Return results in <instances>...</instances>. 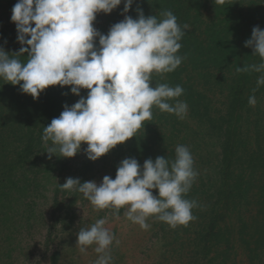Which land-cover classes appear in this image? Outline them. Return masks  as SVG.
I'll list each match as a JSON object with an SVG mask.
<instances>
[{"label":"clouds","instance_id":"obj_1","mask_svg":"<svg viewBox=\"0 0 264 264\" xmlns=\"http://www.w3.org/2000/svg\"><path fill=\"white\" fill-rule=\"evenodd\" d=\"M134 2L17 0L13 6L11 22L21 47L11 54L0 47V79L20 85L33 99L56 85L71 86V93L80 97L71 106L65 104L59 117L43 128L49 157L59 152L60 157L72 158L84 143L87 158L96 161L134 137L143 122L152 119L153 106L180 119L186 116L187 104L176 99L184 93L182 86L161 83L153 87L152 74L171 73L181 65L183 57L177 53L188 24L179 25L172 11L161 13L164 18L158 19L138 9L137 19L124 15L106 35L93 25L98 13L110 14L123 3L122 14H126ZM245 47L252 48L260 62L238 67L236 72L260 73L255 93L264 85V30L254 27ZM25 53L28 59L22 62L18 57ZM81 89L88 90L86 97L80 95ZM248 103L255 106L254 94ZM198 175L189 148L181 144L172 160L149 158L141 167L135 158H125L115 179L106 175L98 185L67 178L59 186L83 194L97 210L110 208L118 215L125 208L126 219L141 229L150 228L149 217L176 228L195 219L192 209L199 207L198 202L185 197ZM107 224L108 219L101 218L78 232L76 247L82 255L95 245L98 256L93 264H113L110 246L115 236Z\"/></svg>","mask_w":264,"mask_h":264},{"label":"rangeland","instance_id":"obj_2","mask_svg":"<svg viewBox=\"0 0 264 264\" xmlns=\"http://www.w3.org/2000/svg\"><path fill=\"white\" fill-rule=\"evenodd\" d=\"M237 1L239 2V0ZM233 2L235 0H230V4ZM240 3L243 4V2ZM244 3L245 10L251 6L255 9L257 5L261 6V13L264 14V0H247ZM252 3L256 5H251ZM176 4L185 6L183 2ZM172 6H174L173 1L165 3L167 11ZM223 6V3L211 2L204 12L205 16L193 20V26L201 24L203 21L208 22L210 28L206 25L200 26L203 34L195 30L204 44L207 41L218 45L221 42V33H226L229 30L231 21L228 22L225 15H220ZM123 7L124 5L121 3L110 14L98 13L93 22L94 27L106 35L113 24L122 21L124 15L129 14V12L122 14ZM7 8L0 10L1 29L13 26V22H11L12 9ZM196 17L195 13L194 18ZM259 27L264 30L262 26ZM211 29H215V31L211 32ZM214 34L218 36L217 39L212 36ZM249 34H252L251 30H249ZM205 54H209L208 50ZM252 56L255 58L254 55ZM195 63L196 67L192 66L196 70L190 66L187 78H193L194 83H197L200 89L203 85V74L198 68L201 67L200 63ZM158 76H160L159 73L152 74L153 87L162 83ZM70 88L71 86H65L62 91L61 112L65 104L71 106L80 99L79 96L71 93ZM87 92V89H81L80 95L86 97ZM219 93L220 91L217 92L218 106L220 109H225L223 96ZM256 105L262 110L264 120V94L260 98L259 95L256 96ZM152 113V119L144 121V127H141L135 136L139 135L145 140H151L152 132L160 131V145L157 146L156 142L151 144V141L149 143L152 150L159 152L164 150L161 147L165 145H168V150L169 148L175 150L176 146L181 144L189 148L194 158V167L199 173L185 197L198 202L199 207L192 209L194 220L186 226L178 225L176 228H172L155 217H149L147 223L150 228L144 230L126 219L125 208H121L118 215L110 208L97 210L83 197V194L60 188L59 185H63L67 178H77L81 183L95 181L98 185L106 175L115 179L120 162L128 158L125 153L126 148L133 144L134 137L116 146L119 149L125 147V152L124 150L118 152V149L113 148L109 153L93 162L88 161L83 151L87 144L82 143L81 151L74 157L64 158L60 157L59 152L49 157L46 152L47 147L41 141L39 153L41 163L15 171L17 177L24 179L26 176L24 179L26 181L23 184L25 192L20 193V199L18 195L14 197V209L9 211L11 216L8 220L6 222H4V218L0 220V264H93L98 256L94 251L95 245L88 247L87 255H82L79 248L76 247L77 235L80 228L90 227L101 218L108 219L107 227L115 236V240L110 246L113 264H220L227 249L228 253H225L229 254L228 264H264V250L256 249V245H254V241L260 234V227L264 223V206L259 204V199L253 198L258 190L255 189V193L254 190L246 193L243 190L246 187V180L241 187V181L238 180L234 184V195L228 204L226 206L217 205L221 184V173L218 168L220 166L217 164H219L218 159L221 158V148L216 146L215 139L207 137L206 119L193 120L187 116V112L184 120L191 126V131L196 130L199 133L198 140L193 142L192 137H187L189 132L186 128L178 134L174 143L172 134L179 130H175L172 128V124L170 125L173 123L172 115L166 112L167 118H162L163 112L156 106H153ZM156 125H160V128L157 129ZM48 144L50 146L51 141ZM152 150L149 153H152ZM214 151L215 153H213ZM217 151L218 156H216ZM136 160L142 167L147 157L142 155ZM234 167L237 168L235 165ZM239 170V168L231 169L230 172L237 173ZM248 176L246 175L247 180L250 178ZM260 185L262 191L257 197L261 198L264 203V181ZM200 187H202V192L194 195L196 189L198 190ZM153 194L158 195V191L153 190ZM212 209H217L220 215L226 217L222 226L232 228L230 250L221 236L218 241L215 237V242H212L206 250L198 245L201 242V232L203 233V228L207 224L208 215ZM241 226L245 227L244 241L240 235ZM250 238L249 244H253L252 252L250 246L245 245V241Z\"/></svg>","mask_w":264,"mask_h":264},{"label":"trees","instance_id":"obj_3","mask_svg":"<svg viewBox=\"0 0 264 264\" xmlns=\"http://www.w3.org/2000/svg\"><path fill=\"white\" fill-rule=\"evenodd\" d=\"M170 1H173L174 6L168 11H172L177 17L179 25L188 24L190 28L185 30V35L180 41L182 47L177 53L183 57L181 65L171 73L160 74L158 79L172 87L182 86L184 93L176 99L187 104L189 118L206 119L207 137L215 139L217 143L215 145L221 148V158L218 159L219 164H217L220 166L218 168L221 173L217 205L226 206L234 195V184L240 180L241 187L246 180V187L243 190L246 193L254 190L255 193L257 189L253 198L259 199V204L264 206L263 200L257 197L262 191L260 183L264 181V120L259 106H251L248 103L249 97L253 94L259 95V98L263 96L264 85L253 93L252 90L257 88L256 81L260 73L236 72L238 67L260 62L258 55H254L255 58H253V49L245 47V41L251 38L249 30L252 32L256 26H262L264 29V23H261L264 22L262 8L252 3L251 5H256L255 9L251 6L245 10L244 2L247 0H239V2L235 0L232 4L230 0H223L224 6L220 10V15H225V19L227 18L228 22L231 21V24L226 33H221L222 38L218 45L207 41L204 44L200 40V35L195 33L196 30L203 34L200 26L206 25L210 28L208 22L203 21L193 26V20L204 17V12L211 2H217V0H135L128 15L137 19L139 9L146 17L157 15L158 19H163L161 13L167 11L165 3ZM177 2H183L185 6L177 5ZM15 3L17 0H0V10L6 7L12 9ZM195 13L196 18H194ZM12 25V27L0 28V47H3L9 54L18 52L21 47L17 42L16 26L14 23ZM214 31L215 29H211V32ZM212 36L218 38L215 34ZM206 50L209 54H205ZM18 58L26 62L27 53ZM195 62L200 63L201 67L198 68L203 74V85L200 89L199 85L194 83L193 78H187L190 72L188 68L191 66L195 69ZM64 89L65 86H49L41 92L37 99H33L31 95L21 91L20 85H12L0 79V220L4 218V222L11 216L9 211L14 209V197L18 195L20 199V193L25 192L23 184L26 176L24 179L17 177L15 171L41 163L39 153L43 128L49 125L53 118L59 117ZM218 91L223 96L225 109H220L218 106ZM174 102L175 100L169 101L170 104ZM171 115L173 123L170 125L172 124L175 130H179L172 134L174 143L178 134L186 128L189 132L187 137H192L193 142L198 140L199 133L196 130L191 131V126L184 120L186 117L180 119L175 114ZM164 117L167 118L166 112L162 113V118ZM156 128L159 129L160 125H156ZM150 136H152L151 140H145L139 135L134 136L133 144L126 148V152L125 147L120 149L115 147V149H118V152L124 150L128 158L136 159L142 155L153 160L154 156L158 157L157 155L170 160L175 158V150L170 148L168 150V145L161 147L164 149L161 152L150 148V141L151 144L156 142L157 146L160 145V131H154ZM150 150L153 152L149 153ZM216 156H218V151ZM88 161L93 162L89 159ZM234 165L240 169L237 173L230 172L231 169H237ZM246 175H249V180ZM200 191L202 192V187L196 189L194 195ZM225 218L217 209L210 210L207 224L203 228V233L201 232V242L198 244L200 248L206 250L212 242H215L214 238L217 237L218 241L220 236L229 248L232 241V228L222 226ZM244 228V226L240 228L242 241L245 240ZM263 229L264 223L260 227L259 236L254 241L256 249L264 250ZM250 241L251 238L245 241V245H249L252 252L253 244H249ZM225 252L228 253V249ZM225 252L220 264H228L229 254Z\"/></svg>","mask_w":264,"mask_h":264}]
</instances>
